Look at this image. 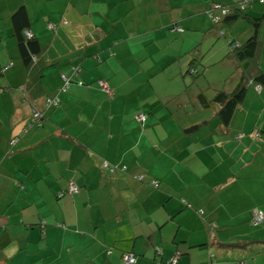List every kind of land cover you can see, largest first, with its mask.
<instances>
[{"label": "crops", "instance_id": "crops-1", "mask_svg": "<svg viewBox=\"0 0 264 264\" xmlns=\"http://www.w3.org/2000/svg\"><path fill=\"white\" fill-rule=\"evenodd\" d=\"M211 2L0 0V264H127L126 250L133 264H173L178 252L176 264H264V85L247 86L221 130H185L200 119L182 125L167 107L181 98L177 61L186 76L202 39L222 36L230 50L252 33L242 17L220 33L205 12ZM20 4L47 62L34 99L21 88L26 68L9 17ZM247 10L263 15L264 71V2ZM73 65L90 84L59 90ZM33 106L44 120L23 130Z\"/></svg>", "mask_w": 264, "mask_h": 264}, {"label": "trees", "instance_id": "trees-1", "mask_svg": "<svg viewBox=\"0 0 264 264\" xmlns=\"http://www.w3.org/2000/svg\"><path fill=\"white\" fill-rule=\"evenodd\" d=\"M254 1L258 3L264 2V0H237L234 3H225L218 0H212L211 4L207 6V8L205 9V12L208 14V16H210L214 24L217 27H219L218 31L220 33H223L221 26H223L224 23L233 22L238 17L245 18L250 23V25H252V29H253L252 33L249 36H247L243 41L236 43L235 45L230 44L231 48L229 54L237 62L236 63L237 68L235 71L239 73V77L235 85L231 88L228 87L215 88L214 94L212 96H208L205 93V90L208 89L210 84L209 83L204 88L195 89L194 95H190L189 98L190 100L198 101L201 107L214 108L215 111L214 116L217 117V124L215 128H218L220 130L221 128L228 127L237 105L245 95L247 86L250 83H260L264 85V71L261 69L259 65V58H258V53L261 44L260 28H261L263 15H259V16L253 15L247 10V8ZM214 9H219L220 13L216 14ZM9 17L11 21L12 33L16 39L17 55L26 68V78L21 88L24 92L25 97L29 99H34L43 94L42 69L47 65V62L42 57V46L40 44L39 39L29 28L30 20L25 4H20L15 8H13L10 11ZM49 24L50 26H54V23L52 22H49ZM28 31H31L30 35L27 34ZM195 58L196 56L190 59L189 66L187 68V70L192 75L195 74L194 72L197 71L194 64ZM7 66L8 65L4 66V68H6ZM78 70H79V66L73 65L70 73L61 72L66 74L69 77V79L66 88L64 89L61 88L64 79L62 78L60 73V83L58 85V89L61 91L62 90L66 91L70 86L71 82L73 81L83 85L90 84L77 77ZM100 79H103L107 83L108 89H106V87L101 84V82L99 81ZM96 83L98 87L102 89L104 92H106L107 94H112L111 86L107 82V80H105V78H98L96 80ZM48 98L53 99L49 104L46 103ZM58 101L59 98L57 94L48 95L44 98V106L45 108H48L52 105L57 104ZM186 102L187 101H183L180 99L176 101L175 105L184 107ZM139 113H144V116L139 117L138 116ZM174 116L176 117L175 114ZM44 117L45 114L43 109L33 106L32 113L28 117V120L23 130H27L31 126L41 124L44 120ZM146 117H147V113L145 111H139L135 115V118H137V120L140 121H142ZM207 123L208 120L206 118L195 120L186 126L184 125V119L182 121V125H184L183 128L188 131L196 129ZM18 138H19L18 135L11 136L10 138L11 147L16 143ZM111 166L113 165L108 163L107 167L110 168ZM151 183L155 186H158L157 180H153L151 181ZM64 192L66 191L62 190L61 192H59V195H61ZM126 251H129L133 255L137 256L136 253L132 250H126ZM178 258H179V252L177 253L175 260L171 258L167 262L176 264L178 262ZM135 261L130 264L135 263Z\"/></svg>", "mask_w": 264, "mask_h": 264}, {"label": "rangeland", "instance_id": "rangeland-1", "mask_svg": "<svg viewBox=\"0 0 264 264\" xmlns=\"http://www.w3.org/2000/svg\"><path fill=\"white\" fill-rule=\"evenodd\" d=\"M218 42H220V44H218ZM217 46H220L221 49H218ZM229 51V47L222 36L205 42H203L202 39L199 49L196 51L197 56L194 59L195 67L199 72L196 71L194 72L195 74L192 75L188 71V73L186 72L187 75L183 76L182 73L185 71L186 66L179 67V62L177 61L178 68L176 72H174L173 77L174 80L180 84L178 86H181L179 88V93L181 94L180 99L187 102L184 107H180L175 105L174 99H171L167 107L169 111L176 115V118H181L182 120L206 118L208 123L202 125L198 129V134L212 129L214 124H217V117L214 116L215 111L213 107H201L198 101L189 99L190 95H194L195 89L204 88L209 83L208 89L205 90L208 96L214 94L215 88H231L235 85L239 73L235 71L237 62L231 57ZM249 87H251L250 89L252 91L254 90L252 84ZM176 89L177 88H175V90ZM262 94H264V90ZM249 113L253 117L256 116V114H253L252 110ZM236 114L239 116L241 115L240 109L236 110Z\"/></svg>", "mask_w": 264, "mask_h": 264}, {"label": "built area", "instance_id": "built-area-1", "mask_svg": "<svg viewBox=\"0 0 264 264\" xmlns=\"http://www.w3.org/2000/svg\"><path fill=\"white\" fill-rule=\"evenodd\" d=\"M27 34L30 35L31 34V31H28ZM61 76L64 79L61 88L64 89V88H66V86L68 84L69 77L66 74H64V73H61ZM99 81L101 82V84L103 86L106 87V89H108V85H107V83L103 79H100ZM52 100H53L52 98H48L47 101H46V103L49 104ZM138 116L139 117H143L144 116V113H139ZM252 132L253 133H257V129H253ZM103 164L105 166H108V162L107 161H104ZM110 168L111 169H114V166H111ZM77 189H78L77 183L71 181L69 183L68 190L71 191V192H73V191H76ZM262 218H263L262 211H260V210L253 211V213H252V219L251 220H252V222L254 224L261 222L262 221ZM212 254H213V251H210V255H212ZM176 256H177V253L173 255L172 259L175 260ZM122 259H123V261L125 263L130 264V263H132V262H134L136 260V256L133 255L129 251H124L123 254H122ZM210 264H212V263H210ZM238 264H244V262L243 261H239Z\"/></svg>", "mask_w": 264, "mask_h": 264}, {"label": "clouds", "instance_id": "clouds-1", "mask_svg": "<svg viewBox=\"0 0 264 264\" xmlns=\"http://www.w3.org/2000/svg\"><path fill=\"white\" fill-rule=\"evenodd\" d=\"M241 261V260H240ZM244 262V261H243Z\"/></svg>", "mask_w": 264, "mask_h": 264}]
</instances>
